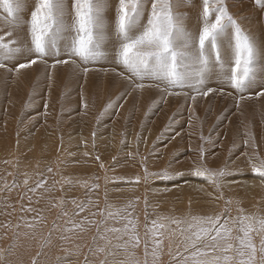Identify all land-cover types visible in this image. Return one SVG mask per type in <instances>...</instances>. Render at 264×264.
<instances>
[{"label": "rangeland", "instance_id": "374dc122", "mask_svg": "<svg viewBox=\"0 0 264 264\" xmlns=\"http://www.w3.org/2000/svg\"><path fill=\"white\" fill-rule=\"evenodd\" d=\"M230 1L223 0L229 14L242 31L254 40L253 35L257 30L253 31L243 25L241 17L235 16L229 8ZM19 2H22L23 7H28L30 12L36 7L38 0H34V5L23 0ZM72 2L73 0L65 1L66 7L70 8L67 17L69 22ZM117 3L118 0H107L105 11H109V14L104 16L108 19H105L106 28L111 27L110 34L112 30L114 32ZM187 8L193 10L188 11ZM255 8L258 9L257 14L253 8L257 14L255 19L257 23L262 22L259 30L264 37V9L258 6ZM174 11L184 15L185 29L198 37L203 26V0H189L187 5L181 4ZM2 12L5 13L0 7V18L6 16ZM20 13L21 8L16 15ZM28 17V28L26 25L23 32L26 39L30 37V13ZM214 18L213 14L211 19ZM146 19L147 14L144 22ZM255 19L249 21L256 24ZM4 24L2 20L0 25ZM17 32L20 34L19 30ZM6 36L11 40L14 38V35ZM223 39H229L227 42L231 46L228 45L226 55L231 56V36L228 34ZM8 41L5 39V42ZM263 41L264 39L257 46L261 50H264ZM223 51L222 47V57ZM26 54L25 52L24 56L18 55L5 60L8 69L4 68L6 70L2 71L4 74L8 71L5 83L9 85H4L5 94L1 95L4 98H0V102L3 101L0 103V264H33V261L35 264H85V260L88 264H129L130 261H137L138 264H145L147 261V264H153L154 257L151 253L154 245L150 229L154 227L158 233L156 239L163 240L157 250L159 259L155 264H174L173 258L181 259L185 256L190 258L189 264L196 260L207 264L214 257L221 258L215 264H225L222 259L225 255L233 258L228 264H238L240 257L236 249L239 247L238 238L243 235L239 223L241 217H248L245 224L252 227L250 236L257 249L254 264H264V252L261 251V240L264 239V228L261 226V221H264V186L261 185L263 179L253 171L254 166L264 164V150L263 154L257 153L258 147L260 151L264 149V141L259 146L250 148L251 155L245 152V144L244 147L240 145L242 151L237 153L238 150H234L238 145L236 143L240 144L242 141L243 144L245 137L253 135L249 125L261 127L264 124V112L259 113L258 109L261 108L257 107L258 103L254 99L260 97L259 91L256 93L260 87L245 94L247 96L244 95L243 101L251 100L253 104L248 107L245 104L243 108L232 104L238 100L227 83H217L219 86L211 83L214 84L212 87L206 80L199 87L202 91L213 88L207 95H200L191 87L173 89L181 92L180 95H167L162 91L163 85L152 88L146 86L145 89L151 90L158 99L150 98L145 101L142 94H139L140 89L131 84L123 99L117 96L120 101L115 103L117 101L110 95H100L101 87L104 89V84L108 86V83L101 80L103 85H98L99 87L92 82V90L86 101L82 99L81 93L86 81H83L85 72H82L84 67L81 66L82 69L79 68V72L75 74L76 80L80 77L75 81L78 82L75 83L78 91L74 92V99L64 101L65 92H61L62 87L59 88V96L57 93L50 95L55 81L47 82L46 70L49 72V65H44L41 70L35 71L39 75L43 74L45 79L38 85L37 93L29 88L25 93L22 89L18 90L19 94L10 95L6 92L15 74L25 73L24 69L17 71L16 64L26 62ZM231 59L223 57L221 62L227 65ZM258 60L264 62L261 56ZM100 65L102 64L92 63L91 66L103 73L105 70ZM116 70L112 67L107 69L112 73L111 78L115 77L117 80L114 84H118L119 80L123 82L125 77V74L116 73ZM102 73L99 76L101 79ZM258 77L261 79L260 74ZM123 83L132 82L124 78ZM123 83L121 84L124 85ZM149 83L155 82L145 81L146 85ZM131 96L140 98V103H136L137 99L129 101ZM192 97L195 99L192 100ZM230 97L233 99L229 100ZM10 103H14L13 108ZM217 105L220 106L216 109ZM123 107L128 110L124 114ZM180 109H183V113L178 116L176 111ZM246 110L252 117L246 114ZM106 112L110 113L105 117L103 115ZM253 112L257 114L252 115ZM119 114L124 115L125 119L120 120ZM102 117L105 119L102 120ZM192 123H197V129L193 131L198 141L196 145V141H188L191 137L184 136L186 126ZM210 138L215 140L214 144L217 146L221 144L219 147L222 156L217 162L207 164L204 163V158L206 146L211 143ZM181 140L187 141V144L180 142ZM188 151L190 154H199L201 161L197 157L196 164H192L191 160L187 164H181L189 155ZM232 153L234 158H231ZM197 169L207 171L204 176H197L194 174ZM220 172L224 175H219ZM38 184L42 186L38 187ZM208 188L210 191H207ZM221 196L222 198H218ZM82 203L86 208L80 212L78 205ZM225 209L228 210L225 218L229 220L231 238L228 242L233 245L232 250L227 253L222 251L224 241H220L219 249L203 248V244L213 243L208 237L199 242L200 250L186 248L188 238H195L193 232L196 228L190 227L196 225L193 217L215 216ZM78 212L79 215L76 214ZM92 213L97 215L93 216ZM109 213L119 215L109 216ZM128 219H132L136 225L140 244L136 248L125 249L118 247L124 241L117 237H121L123 233L105 232V229L122 228ZM153 221H156V225H153ZM98 229L106 239H94ZM100 247L104 248L103 252L98 251ZM146 250L148 255H145ZM201 250L205 254H200Z\"/></svg>", "mask_w": 264, "mask_h": 264}, {"label": "snow or ice", "instance_id": "6c2138e0", "mask_svg": "<svg viewBox=\"0 0 264 264\" xmlns=\"http://www.w3.org/2000/svg\"><path fill=\"white\" fill-rule=\"evenodd\" d=\"M188 3L189 0H118L115 9L114 38L111 43L114 61L130 73L136 89L163 85L162 91L167 95H180L181 92L173 89L185 87L193 88L200 95H207L212 89L202 91L199 85L204 83L206 74L214 63L219 68L218 74L221 78L229 87L241 93L240 99L243 100L245 98L243 93L256 84L258 74L264 76V62L258 60V56L264 57V50L258 51L254 40L242 31L229 14L223 0H203L201 14L203 26L198 37H194L185 29L184 15L174 11L181 4ZM255 4L264 9V0H255ZM106 6L107 0H73L71 22H69L65 0H38L36 7L31 11L30 44L26 41L21 43L18 39L5 42L4 35H0V68L6 67L5 60L23 55L25 52L28 54L27 60L16 64L17 71L37 63L38 59L44 60L50 56L57 58L56 64H67L69 59L76 57L84 64L103 59L107 55L104 45L109 39L104 17ZM0 7L7 14L0 19L10 26L6 35L12 36L13 30L20 26L16 15L20 2L0 0ZM145 14H147L146 22H144ZM213 14L214 20L211 19ZM229 28L232 29L230 34L232 59L225 65L221 62L223 59L221 44L223 38L229 34ZM61 41H65L63 47ZM61 55H67L69 59H59ZM33 56L35 58H32ZM88 71L89 69L85 67L84 72ZM145 81L155 83L146 85ZM258 95L264 96V90L259 91ZM244 143L246 146H254V138L249 136ZM206 171L207 169L203 171L197 169L194 174L204 176ZM253 171L264 179V164L259 167L254 166ZM219 175L224 173L220 172ZM40 186L42 184H38V187ZM78 207L80 212H83L86 205L82 203ZM227 211L225 209L215 216L193 217L196 225L190 227L196 228L193 232L195 238H188L189 244L186 248L200 250L199 242L208 237L213 243L203 244V248L216 250L221 248L220 241H224L222 251L227 253L232 250L233 245L228 242L231 238V230L228 228L229 220L225 218ZM76 214L79 215V212ZM92 215L95 216L97 213ZM108 215L115 216L119 213ZM247 219L248 217L239 219L240 231L243 235L238 238L239 247L236 249L240 257L238 264H254L256 259L257 249L250 236L252 227L245 224ZM173 222L179 223V221ZM152 223L156 225V221ZM261 226L264 228V221H261ZM107 231L123 233L121 237H117L124 241L123 245L118 247L136 248L140 244L136 225L132 219H128L122 228H106L105 232ZM150 231L154 245L151 255L155 264L159 259L157 250L163 244V240L156 239L158 233L155 227ZM94 239H106V237L98 229L97 237ZM261 245V251L264 252V239L261 240ZM98 251L103 252L104 248L100 247ZM200 254L205 253L201 250ZM145 255H148L147 250ZM220 259L214 257L207 264H215ZM222 259L228 264L233 258L225 255ZM189 260L187 256L181 259L173 258L174 264H189ZM85 264H88L87 260ZM129 264H138V262L130 261ZM193 264H203V262L196 260Z\"/></svg>", "mask_w": 264, "mask_h": 264}, {"label": "bare ground", "instance_id": "6f19581e", "mask_svg": "<svg viewBox=\"0 0 264 264\" xmlns=\"http://www.w3.org/2000/svg\"><path fill=\"white\" fill-rule=\"evenodd\" d=\"M23 1H27V2H31V3H33V5H34V0H23ZM65 1H67V0H65ZM238 1H240V2H238ZM112 2V1H111ZM114 2V1H113ZM187 5V4H186ZM115 6V5H114ZM107 7V6H106ZM189 7V6H188ZM199 7V6H198ZM255 7H257V5L255 4V1H252V0H231L230 2H229V8L230 9H232L233 10V12H234V14H235V16H238V18H239V16L241 17V21L243 20V25H245L247 28H250L251 30H257L256 32H255V34L253 35L254 36V40H255V44H256V46H258V45H260L259 43H261V41L264 39V37H263V35H262V31H260L259 30V25H263V24H261L260 22H258L257 23V21H256V15L258 14V9H256ZM20 8H21V13L17 16V19H18V21L20 22V26L18 27V28H16L15 30H13V34L12 35H14L13 37V39H18L21 43H23V42H28L29 44H30V37L28 36L27 37V39L25 38V36L26 35H24L23 34V32H24V30H26V25H27V28H28V24L29 23H27V20H28V16H29V13L31 14V11H33V8L30 10V12H29V9H28V7H23L22 6V2H20ZM109 8H111V7H109ZM192 8V7H191ZM253 8L256 10V12H257V14L256 13H254V11H253ZM67 9H68V7H67ZM186 10V9H185ZM187 10L188 11H192V10H190L189 8H187ZM195 11V10H194ZM68 12L70 13V8L68 9ZM111 12V11H110ZM3 13V12H2ZM71 13H72V11H71ZM191 13V12H190ZM3 14H5V13H3ZM104 14L105 15H108L109 14V11H105L104 12ZM5 15H7V14H5ZM4 17H6V16H4ZM105 17V19H107L106 18V16H104ZM110 18V17H109ZM196 18V17H195ZM250 19H255V22H256V24H253V23H251L249 20ZM2 20L3 19H0V23H2ZM108 20V19H107ZM257 20H258V18H257ZM260 20V19H259ZM4 21V20H3ZM188 22H189V20H188ZM187 22V23H188ZM254 22V23H255ZM260 23V24H259ZM111 26V25H110ZM109 26V27H110ZM191 26V25H190ZM9 27L10 26H8V25H6V24H4V25H0V35H4V37H5V39H8L9 41L11 40L9 37H7L6 36V33L9 31ZM187 27V26H186ZM188 28V27H187ZM110 29H111V27H110ZM110 29H107L106 28V31H107V33H108V36H109V39L105 42V45H104V50L106 51V53H107V55L103 58V59H101V60H99V61H97V62H95V63H99V64H102V65H100L101 66V68L103 69V70H105L103 73H102V71L100 72V71H96L94 68L95 67H93V66H91L92 65V63H88V64H84L78 57H76V58H72V59H69V57L67 56V55H61L60 57H59V59H69V63H67V64H56L55 63V60L57 59L56 57H46L44 60H37V63H35V64H32V65H30L29 67H27V68H24V72L25 73H16L15 74V76H14V78H13V81H12V83L14 84V86H12L13 84L11 83L10 84V86L8 87V91L6 92V93H10V95H15V94H19L18 93V90L19 91H22V89H23V92L25 93V91L26 90H28L29 88H32L31 90L35 93H37L38 92V85L40 84V83H42V82H44V75L43 74H37L38 72H35V71H39V70H41V66L43 67L44 65H49V66H47V69L49 70V72L46 70V72H47V82L48 83H50L51 81H55V84H52V91L50 92V95L51 94H56L57 93V95L59 96V92L58 91H60L59 90V88L60 87H62L63 88V90L61 91L62 93H64L65 92V94H64V101L65 100H71V99H74V92L76 91H78V89H77V87H76V85H75V83H78V82H75V81H78L79 80V78L76 80V76L77 75H75V74H77L78 72H79V68H81L82 69V67L81 66H83L84 68L85 67H87L88 69H89V71L87 72V73H84V77H83V81L84 80H86L85 82H84V84H83V86H82V88H81V93H82V95H83V97H82V99L83 100H88V96H89V94L91 93V90H92V86H93V81L96 83V85L98 86H102L103 84H101V80H104V82L105 83H108V86H106L105 84H104V89H102V87H101V91H100V88H98L99 89V91L101 92V94L100 95H102V96H104V95H110L111 96V98L112 99H114L115 101H117V102H115V103H118V101H120L119 100V98L121 99L124 95H125V93H127V90L129 89V86L131 85V84H133V82H132V80H133V78H131V76L129 75V74H127L128 72H126V70L123 68V66H121L120 64H118V63H116L115 61H114V59H113V56H112V51H113V49H112V47H111V43H112V39L114 38V36H113V33L114 32H112L111 31V33L112 34H110ZM20 31L19 33L20 34H18V32L17 31ZM230 30V29H229ZM229 30H228V33H229V35L231 34V32H232V30H230V32H229ZM247 31H249V30H247ZM18 34V35H17ZM264 34V33H263ZM227 41H229V39H227L226 41L223 39V41H222V47H223V49H224V51H223V57H227L228 59H230V58H232V53L230 54L231 56H227L226 55V53H227V51L226 50H228L227 49V47H228V45H229V43L227 42ZM264 42V41H263ZM61 43V46L63 47V44L65 43V41H61L60 42ZM262 45V44H261ZM229 46H231V45H229ZM263 46V45H262ZM16 47V46H15ZM221 47V48H222ZM232 48V47H231ZM257 49H258V51H260L261 49L260 48H258L257 47ZM263 49V48H262ZM230 52V51H229ZM26 55H28V54H26ZM21 56V55H20ZM22 56H24V54L22 55ZM16 57H18V56H16ZM260 56H258V58H259ZM26 58V57H25ZM32 58H35V56H33ZM263 59H264V57H263ZM23 60V59H22ZM25 60H27V59H25ZM74 60L76 61V62H74ZM13 61V60H12ZM228 62V61H227ZM76 63V64H75ZM55 64V66L53 67V65ZM215 64L213 63L212 64V66H211V68L209 69V71H208V73L206 74V78H208L209 80H207V79H205L206 80V83H207V81L211 84V83H216L215 85H217V86H219L218 84H220V83H226L222 78H221V76L218 74L219 73V68L218 69H215ZM9 67V66H8ZM109 67H112V68H114L115 70H116V73L117 72H120V73H122V74H125V77H129L128 78V82L131 80V82L132 83H126V84H124L123 82H124V78L122 79V81L123 82H121L120 80H119V83L118 84H114V83H116V79H114L115 77H113V78H111L112 76V73L111 72H109V71H107V69L109 68ZM4 68H6V67H4ZM4 68H0V89H2V90H0V98H4V95L1 97V95H2V93L3 94H5L3 91H5V89H6V87H4V85H9V83L8 84H6L5 82L8 80V75H7V72L8 71H6L5 72V74L3 73L6 69H8V68H6V69H4ZM10 68V67H9ZM46 68V67H45ZM84 68H83V70H82V72H84ZM96 68H97V66H96ZM42 69H44V68H42ZM22 70V69H21ZM3 71V72H2ZM16 72V71H15ZM42 72H44V71H42ZM41 72V73H42ZM102 73V75H103V77H102V79H101V77H99L100 76V74ZM12 75V74H11ZM259 75V74H258ZM116 76V75H115ZM23 79H24V81H23ZM80 82V81H79ZM205 82V81H204ZM121 83H123L124 85H122ZM148 83V82H147ZM208 83V84H209ZM218 83V84H217ZM214 84H211V86L213 85L214 86ZM42 85V84H41ZM134 85V84H133ZM207 85V84H206ZM223 85H225V84H223ZM223 85L222 86H220V87H223ZM228 85V84H227ZM264 85V76H262L261 75V79L258 77L257 78V81H256V84L255 85H253L251 88H249L248 90H246L244 93H243V95H245V94H248V93H251L252 92V90H256L257 89V87H260L259 89H257L256 90V93L258 92V91H260V90H264V87H261V86H263ZM32 86V87H31ZM46 86V85H45ZM50 86L51 85H49V89H51L50 88ZM98 86V87H99ZM132 86V85H131ZM135 86V85H134ZM200 86V85H199ZM212 86V87H213ZM161 87V86H160ZM202 87V86H201ZM210 87V86H209ZM208 87V88H209ZM211 87V88H212ZM96 88V87H95ZM121 88V91H119V89ZM146 88V87H145ZM140 89L139 90V94H142L141 96H143V98L145 99V101L148 99H150V98H153V99H158V97H157V95H155V97H154V93L153 92H151V90H149V89ZM152 88V87H151ZM155 88V87H154ZM227 88V87H226ZM77 89V90H76ZM80 89V88H79ZM190 89V88H189ZM213 89V88H212ZM217 89V88H216ZM229 89H231V90H233L232 92L237 96V100L238 101H236V103H232V104H234V105H237L238 107H239V105L241 106V108H243L244 107V105L246 106V107H248V105H251V104H253V102H248V101H243V100H241V99H239V97H240V95H241V93H238L236 90H234V89H232V88H229ZM228 89V90H229ZM36 90V91H35ZM205 90V89H204ZM215 90V89H214ZM219 90V89H218ZM217 90V91H218ZM221 90V89H220ZM219 90V91H220ZM94 91V90H93ZM132 91V90H131ZM161 91V90H160ZM160 91H157V92H160ZM213 91V90H212ZM223 90H221V92H222ZM22 92V93H23ZM95 92V91H94ZM102 92H103V94H102ZM21 93V94H22ZM23 93V94H24ZM40 93V92H39ZM197 93V92H196ZM225 93V92H224ZM227 93V92H226ZM229 93V92H228ZM48 94V93H47ZM134 94V93H133ZM132 94V95H133ZM231 94V93H230ZM229 94V95H230ZM198 95V94H197ZM101 96V97H102ZM117 96L119 97L118 99H117ZM135 96V95H134ZM134 96H131L130 97V99H129V101H133L132 99H134V100H136L137 98H135ZM138 95H136V97H137ZM165 96V95H164ZM176 96V95H175ZM200 96V95H199ZM198 96V97H199ZM245 96H247V95H245ZM259 96V95H258ZM77 97H79V96H77ZM76 97V98H77ZM161 97V96H160ZM227 97V96H226ZM232 97V96H231ZM230 97V98H231ZM235 97V96H234ZM253 97H254V95H253ZM201 98V96L198 98V99H200ZM223 98V97H222ZM229 98V100H232L233 98H231L230 99ZM58 98L56 97V100H57ZM123 99V98H122ZM126 99V98H125ZM255 99V102L256 103H258V105H257V107H260L261 109H258L259 110V113H260V111L261 112H264V96H260V97H257V98H254ZM55 100V99H54ZM128 100V99H127ZM155 100V101H156ZM193 100V99H192ZM207 100V99H206ZM209 100H211V98H209ZM236 100V99H235ZM41 101V100H40ZM77 101V100H76ZM85 101V102H86ZM140 101V98L139 99H137V101H136V103H140L139 102ZM145 101H142V102H145ZM202 101V100H201ZM200 101V102H201ZM3 101H1L0 103H2ZM7 102H9V101H7ZM39 102V101H38ZM54 102V101H53ZM135 102V101H134ZM160 102V101H159ZM198 102H199V100H198ZM207 102V101H206ZM205 102V103H206ZM211 102V101H210ZM226 102V101H225ZM5 103V102H4ZM3 103V104H4ZM41 103V102H40ZM56 103V102H55ZM121 103V102H120ZM126 103H128V101L126 102ZM125 103V104H126ZM222 103V102H221ZM227 103H230V102H227ZM230 103V104H231ZM12 104V108L14 107V103H10V105ZM70 104V103H69ZM85 104V103H84ZM134 104V103H133ZM155 104V103H154ZM51 105H54V103L53 104H51ZM124 105V104H123ZM136 105V104H135ZM198 105H200V104H198ZM198 105H195V106H197V107H199ZM2 106V105H1ZM153 106V105H152ZM183 106V105H182ZM185 106H187V105H185ZM193 106H194V104H193ZM218 106H220V105H217V107H216V109L218 108ZM4 107V106H3ZM54 107V106H53ZM77 107V106H76ZM188 107V106H187ZM196 107V108H197ZM210 107V106H209ZM2 108V107H1ZM50 108V107H49ZM55 108V107H54ZM53 108V109H54ZM191 108V107H190ZM211 108H213L212 106H211ZM37 109V108H36ZM53 109H51V110H53ZM204 109V108H203ZM250 109V108H249ZM3 110V109H2ZM190 110V109H189ZM196 110V109H195ZM231 110V109H230ZM122 111H123V114L124 113H126L128 110H125V108L123 107V109H122ZM142 111V109L140 110V112ZM206 111H208V110H206ZM218 111V110H217ZM247 111V110H246ZM139 112V113H140ZM151 112V111H150ZM191 112V111H190ZM196 112H197V110H196ZM203 112V111H202ZM110 113V112H109ZM109 113H105L106 115H103V116H107ZM182 113H183V109L181 110H177L176 111V114L178 115V114H180V115H182ZM204 113H205V111H204ZM247 113H249V111H247L246 112V114ZM251 113V112H250ZM258 113V114H259ZM128 114V113H127ZM145 114V113H144ZM175 114V115H176ZM194 114V113H193ZM197 114V113H196ZM196 114H194V115H196ZM199 114V113H198ZM203 114V113H202ZM253 114H257V113H252V115ZM4 115V114H3ZM87 115V114H86ZM120 115V120H124L125 119V116L124 115H122V114H119ZM146 115V114H145ZM248 115V114H247ZM179 116V115H178ZM202 116V115H201ZM248 116H250V117H252L251 116V114H249ZM247 116V117H248ZM264 116V115H263ZM41 117V116H40ZM105 117H102L101 119L103 120V119H105ZM145 117V116H144ZM147 117V116H146ZM167 117V116H166ZM203 117H204V115H203ZM41 119V118H40ZM128 119V118H127ZM144 119V118H143ZM176 119V118H175ZM239 119V118H238ZM220 120V119H219ZM252 120V119H251ZM172 121V120H171ZM177 121V120H176ZM193 122V121H192ZM196 122V121H195ZM209 122V121H208ZM262 122V121H261ZM260 122V123H261ZM118 123V122H117ZM143 123V122H142ZM246 123V122H245ZM256 123V122H255ZM83 124V123H82ZM132 124V123H131ZM196 124L197 123H192L191 125H189V126H186L187 128H185V130H184V132H185V135L184 136H188V137H191L188 141H191L192 143H193V141H196L194 144L196 145L197 143H198V141L195 139V133H193V131L195 132L196 130L195 129H197V126H196ZM247 124V123H246ZM135 125V124H134ZM140 125H142V124H140ZM248 125V124H247ZM262 126L261 127H258V126H254L253 127V125H249L248 127H249V129L251 130V133L254 135H249V136H251V137H253L254 138V146H259L260 144H261V142H263L264 141V124H261ZM183 126H184V124H183ZM245 126V125H244ZM183 128V127H182ZM181 128V129H182ZM248 129V130H249ZM199 130V129H198ZM247 130V129H246ZM171 131V130H170ZM202 131V130H201ZM204 131V130H203ZM222 132V131H221ZM246 132V131H245ZM192 133V134H191ZM197 133V132H196ZM206 133V132H205ZM220 133V132H219ZM243 133V132H242ZM241 133V134H242ZM247 133V132H246ZM249 133H250V131H249ZM170 134V133H169ZM240 134V133H239ZM240 134V135H241ZM205 135V134H204ZM239 135V136H240ZM244 135V134H243ZM248 135V134H247ZM165 137H166V135H164ZM178 136V135H177ZM198 136V135H197ZM214 136V135H213ZM249 136L247 137V138H249ZM162 137V136H161ZM194 137V138H193ZM246 137H245V139H247ZM182 139V138H181ZM211 139V143H209L207 146H206V152H205V161L206 162H204V163H215V162H217L218 160H219V158H221L220 156H222L221 155V150H220V147L219 146H221V144L219 145V146H217V144H214V139L213 138H210ZM244 139V140H245ZM184 140H186V139H184ZM240 140V139H239ZM239 140H238V142H239ZM241 140H243L242 139V136H241ZM243 140V141H244ZM161 141V140H160ZM183 140H181L180 142H182ZM184 142V141H183ZM187 142V141H186ZM186 142H184V143H186ZM232 142V141H231ZM237 142V141H236ZM170 143V142H169ZM183 143V144H184ZM233 143H234V141H233ZM177 144H179V143H177ZM187 144V143H186ZM191 144V143H190ZM231 144V143H230ZM236 144H238L237 145V147L234 149V150H238L237 151V153L238 152H240V151H242L241 149H242V147H244L245 149H246V153L247 154H249V155H251L252 154V152L250 151V148L252 147V146H246V145H244L245 143L243 142V144H242V141H241V143L239 144V143H236ZM158 145H159V143H158ZM169 145V144H168ZM170 145H171V143H170ZM182 144L180 143V145L179 146H181ZM188 145H189V142H188ZM188 145H186L187 147H188ZM193 145V144H192ZM195 145H193L192 147H194V148H196L195 147ZM240 145H242V147L240 146ZM244 145V146H243ZM191 146V145H190ZM211 146H212V148H211ZM169 147V146H168ZM185 147V146H184ZM240 147V148H239ZM234 148V147H233ZM168 149V148H167ZM179 149V148H178ZM188 149H192V148H188ZM257 149V148H256ZM121 150L122 149H120V152H121ZM183 150V149H182ZM182 150H181V152H182ZM197 150V149H196ZM264 149L262 148L261 149V151H260V149H259V147H258V151H257V153H262V151H263ZM180 151V150H179ZM189 152V155L184 159V160H182V162H181V164H187V163H189V161L191 160V163L193 164V163H195V162H197L195 159L198 157V159L200 160V157H199V154L197 155L196 153H192V154H190L191 152L190 151H188ZM243 152H244V150H243ZM253 152H254V150H253ZM124 153V152H123ZM263 153H264V151H263ZM262 153V154H263ZM181 154V153H180ZM233 154V153H232ZM236 154V153H235ZM261 154V155H262ZM255 155H257V154H255ZM182 156V154L180 155V157ZM224 156V155H223ZM258 156V155H257ZM235 156H234V154H233V156L231 157V158H234ZM251 157V156H250ZM192 158V159H191ZM179 159V158H178ZM201 161V160H200ZM242 162V161H241ZM196 164V163H195ZM252 177H254V176H252ZM260 178V177H259ZM262 179V178H261ZM252 181H255V180H252ZM250 182V181H249ZM262 182V184L261 185H263L264 186V179L261 181ZM257 183L259 184V182L257 181ZM197 185V184H196ZM247 186V185H246ZM248 187H249V184H248ZM198 188V187H197ZM200 188H203L202 186H200ZM203 191H205V192H207V191H210V189L208 188V190L206 191V190H202V192ZM172 262V261H171ZM166 263V262H165Z\"/></svg>", "mask_w": 264, "mask_h": 264}]
</instances>
